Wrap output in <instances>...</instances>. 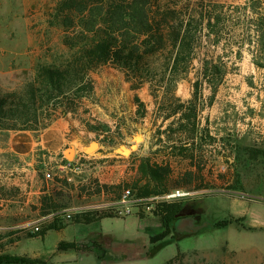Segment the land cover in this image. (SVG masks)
Listing matches in <instances>:
<instances>
[{
	"label": "rangeland",
	"instance_id": "rangeland-1",
	"mask_svg": "<svg viewBox=\"0 0 264 264\" xmlns=\"http://www.w3.org/2000/svg\"><path fill=\"white\" fill-rule=\"evenodd\" d=\"M58 1L0 0L1 93L27 97L31 86L40 88L44 67L64 63L70 55L66 37L74 44L80 42L76 18L75 24L54 18ZM174 1L183 13L208 14L216 3L224 4L225 10L233 7L216 27L219 43H212L214 35L203 39L188 77L176 87L175 96L185 102L193 96L203 59L225 65L216 94L208 82L201 89L198 127L196 132H187L195 139L181 142L177 124L168 127L173 118L163 121V108L176 105L171 97L162 105L163 94L155 98L148 84L134 90L125 73L113 66L92 71L93 88L88 95L71 104L67 113L70 101L60 97L48 106L52 121L34 130L57 128L64 145L57 154L38 157L33 184L19 176L16 156L6 159L0 152L3 251L40 258V264H264V155H252V149H264V66L256 64L264 63V56L252 51L254 42L250 43L240 23L244 11L237 7L248 0ZM136 94L144 106L138 105ZM33 106L49 112L46 104L40 107L37 101ZM9 131L18 130L0 129V146ZM93 141L99 145L87 150ZM84 152L93 159L83 170L56 167L64 157L73 159ZM146 157L170 165V189L193 193L181 201L183 212L170 223L169 235L152 240L163 231L156 213L120 216L110 210L112 217L90 224L61 215L65 228L36 234L49 217L40 213L43 195L52 196L61 205L60 212L72 207L87 211L95 204L117 200L115 192L99 191L100 186L129 188L139 179L137 168ZM189 179L192 183L186 184ZM222 220L231 222L215 225ZM93 240L106 248L104 259L95 252L59 248L62 241Z\"/></svg>",
	"mask_w": 264,
	"mask_h": 264
},
{
	"label": "trees",
	"instance_id": "trees-1",
	"mask_svg": "<svg viewBox=\"0 0 264 264\" xmlns=\"http://www.w3.org/2000/svg\"><path fill=\"white\" fill-rule=\"evenodd\" d=\"M174 0H59L55 6L54 18L75 24L76 36L79 41L74 44L70 36L65 42L71 50L64 63L50 65L43 68V79L40 88L31 86L26 96L6 95L0 91V129L10 130H40L52 121L50 104L62 97L70 101L65 108L67 113L71 104L87 96L92 90L90 73L103 66H113L122 70L134 90H139L146 84L155 98L163 94L162 105L168 98L176 101L173 107L163 108V121L171 118L172 124H177L181 142L189 143L195 139L198 127L199 95L205 83L208 82L215 95L225 74L224 64L205 58L197 70V79L193 82V96L185 102L175 96L178 82L188 77L198 45L214 35L213 44L220 41L217 25L223 20L227 12L233 11L232 6L216 3L213 10L183 13ZM241 8L244 11L240 23L245 27L244 34L249 36L250 43L259 55L264 56V0H248ZM75 16V17H74ZM231 16V14H230ZM241 19V16H239ZM207 30V32H205ZM212 41V40H210ZM257 66H264L256 61ZM30 94V95H29ZM43 107L45 104L49 112L44 114L35 108L36 102ZM138 105L145 103L136 94ZM170 140V138H168ZM184 149V148H183ZM264 155V149H252V155ZM137 172L139 179L132 189L139 195L162 193L169 190L172 182V169L168 163L155 162L150 158H142ZM144 181L143 184H139ZM192 180H186V184ZM180 185V184H176ZM126 189L121 184L101 185L99 191L115 192L119 198ZM41 215L49 214L41 222V229L37 235H45L48 230L65 228L61 214L56 212L61 207L49 194L41 197ZM182 202L164 205L156 213L159 215L163 231L152 240H161L171 233L170 223L181 217ZM53 213V214H52ZM51 214V216H50ZM65 216V215H64ZM113 215L106 209H90L73 214L68 220L77 223L90 224ZM230 220L215 223L222 227ZM60 249H75L95 252L104 259L106 248L98 241L78 242L62 241ZM40 258L15 255L3 251L0 244V264L23 263L40 264Z\"/></svg>",
	"mask_w": 264,
	"mask_h": 264
},
{
	"label": "built area",
	"instance_id": "built-area-1",
	"mask_svg": "<svg viewBox=\"0 0 264 264\" xmlns=\"http://www.w3.org/2000/svg\"><path fill=\"white\" fill-rule=\"evenodd\" d=\"M42 151V150H40ZM50 154L40 153V157L45 158ZM93 159L89 154H76L73 159L64 157L62 160L56 163V167L60 170L67 171H81L83 170L87 162ZM98 166V163H97ZM192 192L185 190L184 188H173L162 193H155L150 195H139L132 188H126L123 190L121 196L114 201L105 202L101 205L95 204L92 209H106L118 214L120 216H128L133 213L139 214H154L159 211L164 205L181 202L189 199L192 196ZM87 209V208H86ZM88 208L87 210H90ZM86 211L83 208L72 207L58 211L57 214L65 215L70 218L73 214ZM39 226H36V230H39Z\"/></svg>",
	"mask_w": 264,
	"mask_h": 264
},
{
	"label": "crops",
	"instance_id": "crops-1",
	"mask_svg": "<svg viewBox=\"0 0 264 264\" xmlns=\"http://www.w3.org/2000/svg\"><path fill=\"white\" fill-rule=\"evenodd\" d=\"M6 135L4 145L0 146V152L5 154L6 159L13 155L19 159L18 174L31 184L36 177V163L40 153H48L51 156L57 154L64 145L62 133L57 128H48L41 133L34 130L9 131ZM20 184L27 187L25 182Z\"/></svg>",
	"mask_w": 264,
	"mask_h": 264
},
{
	"label": "water",
	"instance_id": "water-1",
	"mask_svg": "<svg viewBox=\"0 0 264 264\" xmlns=\"http://www.w3.org/2000/svg\"><path fill=\"white\" fill-rule=\"evenodd\" d=\"M98 145H99V144H98L97 141H93V142L91 143V145L87 147V150H91V149H93L94 147H96V146H98ZM123 152H124V151H123ZM71 153H72V151H71ZM71 153H69V156H71Z\"/></svg>",
	"mask_w": 264,
	"mask_h": 264
},
{
	"label": "bare ground",
	"instance_id": "bare-ground-1",
	"mask_svg": "<svg viewBox=\"0 0 264 264\" xmlns=\"http://www.w3.org/2000/svg\"><path fill=\"white\" fill-rule=\"evenodd\" d=\"M141 137H137V141H141ZM124 153L128 154L129 150L128 149H123Z\"/></svg>",
	"mask_w": 264,
	"mask_h": 264
}]
</instances>
